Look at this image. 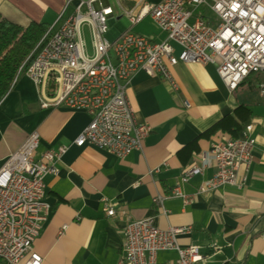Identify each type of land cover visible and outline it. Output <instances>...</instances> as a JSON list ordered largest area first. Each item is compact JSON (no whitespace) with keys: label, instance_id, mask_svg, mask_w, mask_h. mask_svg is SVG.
I'll return each instance as SVG.
<instances>
[{"label":"crops","instance_id":"0c3cea01","mask_svg":"<svg viewBox=\"0 0 264 264\" xmlns=\"http://www.w3.org/2000/svg\"><path fill=\"white\" fill-rule=\"evenodd\" d=\"M67 1L0 0V15L23 27L32 22L50 27ZM197 11L209 20L206 9ZM123 17L119 13L116 20ZM132 31L153 42L166 37L149 17ZM170 73L176 91L163 79L143 72L130 80L126 96L134 119L151 131L141 149L123 159L91 145L74 146V139L90 122L88 114L63 107L42 109L37 88L25 75L0 102V169L32 133L39 137L35 161L45 151L68 147L58 164L59 173L44 180L43 201L49 215L33 243L41 264H117L125 226L146 218H154L161 230L189 227L177 242L199 248L207 258L198 264H264V99L259 95L264 77L250 75L229 92L211 64L178 63ZM224 119L227 127L245 120L252 125V161L238 169L242 188L223 186L199 193L214 168L186 183H180L181 175L212 142L232 138L216 128ZM177 184L188 203L170 197ZM158 197L164 198L161 205L154 202ZM109 207L115 212L112 217L106 214ZM176 260L174 252L156 255V264H176Z\"/></svg>","mask_w":264,"mask_h":264},{"label":"built area","instance_id":"2783aa9c","mask_svg":"<svg viewBox=\"0 0 264 264\" xmlns=\"http://www.w3.org/2000/svg\"><path fill=\"white\" fill-rule=\"evenodd\" d=\"M113 1L129 23L113 41L106 38L108 20L114 17L109 0H68L14 79L25 75L32 81L42 109L63 107L88 114L90 122L74 139V146L91 145L119 159L141 149L151 129L136 123L126 96L127 86L138 72L163 79L172 91L177 84L170 68L178 63L213 65L229 92L250 75L264 77V0ZM198 8L212 13L216 25L195 14ZM145 17L165 33L164 40L153 42L132 31ZM84 29L90 36L89 51ZM259 95L264 99V78ZM184 106L190 107L187 102ZM251 133L252 125H247L236 139L212 142L197 163L183 171L180 183L213 167L199 193L223 186L242 188L237 172L252 161L255 139ZM38 143L36 133L29 135L0 169V264L42 263L33 243L49 215V206L43 201L44 180L59 173L58 164L68 147L45 151L35 161ZM170 197L189 202L180 184ZM163 200L158 197L154 202L161 205ZM114 213L111 207L106 209L108 217ZM64 230L62 227L60 234ZM189 231V227L161 230L154 218L132 221L123 230L117 264H156L158 252L176 253V264L203 262L207 257L197 246L181 247L177 242L178 236Z\"/></svg>","mask_w":264,"mask_h":264},{"label":"trees","instance_id":"16d2710c","mask_svg":"<svg viewBox=\"0 0 264 264\" xmlns=\"http://www.w3.org/2000/svg\"><path fill=\"white\" fill-rule=\"evenodd\" d=\"M48 27L35 22L23 27L0 15V102L13 86L18 68L32 53ZM247 125L248 120H245L241 125L233 123L227 127L224 119L216 128L236 139Z\"/></svg>","mask_w":264,"mask_h":264},{"label":"rangeland","instance_id":"374dc122","mask_svg":"<svg viewBox=\"0 0 264 264\" xmlns=\"http://www.w3.org/2000/svg\"><path fill=\"white\" fill-rule=\"evenodd\" d=\"M110 4H111V8L114 12V17L110 18L108 20L107 26H108V33L106 34V38L109 41H113L120 32H122L123 30L127 29L129 27V23L127 22L126 18H121L120 20H116V17L119 15L120 11L118 10L117 6L114 4L113 0H109ZM71 9L68 10V12ZM200 11V10H199ZM199 11H194L195 14H198ZM206 16L209 18L210 20V24L212 26L216 25V18L214 16H212V14L207 10L206 12ZM84 40L85 43L87 45L88 51L90 50V36L89 33L86 29H84Z\"/></svg>","mask_w":264,"mask_h":264}]
</instances>
